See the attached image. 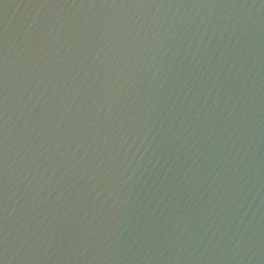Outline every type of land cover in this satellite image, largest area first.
Segmentation results:
<instances>
[{
	"label": "water",
	"instance_id": "1",
	"mask_svg": "<svg viewBox=\"0 0 264 264\" xmlns=\"http://www.w3.org/2000/svg\"><path fill=\"white\" fill-rule=\"evenodd\" d=\"M0 259L264 264V0H0Z\"/></svg>",
	"mask_w": 264,
	"mask_h": 264
},
{
	"label": "clouds",
	"instance_id": "2",
	"mask_svg": "<svg viewBox=\"0 0 264 264\" xmlns=\"http://www.w3.org/2000/svg\"><path fill=\"white\" fill-rule=\"evenodd\" d=\"M6 235L7 234L5 233V238ZM200 243L202 244V252H208L217 259L224 258L229 252V248L226 246L224 234L221 233L220 235H217L215 229L212 233L208 234L206 239H202ZM236 243H238V240L233 241V246H235Z\"/></svg>",
	"mask_w": 264,
	"mask_h": 264
},
{
	"label": "snow or ice",
	"instance_id": "3",
	"mask_svg": "<svg viewBox=\"0 0 264 264\" xmlns=\"http://www.w3.org/2000/svg\"><path fill=\"white\" fill-rule=\"evenodd\" d=\"M0 264H4V261L2 259H0Z\"/></svg>",
	"mask_w": 264,
	"mask_h": 264
}]
</instances>
